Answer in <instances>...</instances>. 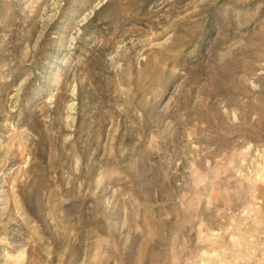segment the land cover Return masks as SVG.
<instances>
[{"label":"rangeland","instance_id":"rangeland-1","mask_svg":"<svg viewBox=\"0 0 264 264\" xmlns=\"http://www.w3.org/2000/svg\"><path fill=\"white\" fill-rule=\"evenodd\" d=\"M0 264H264V0H0Z\"/></svg>","mask_w":264,"mask_h":264}]
</instances>
